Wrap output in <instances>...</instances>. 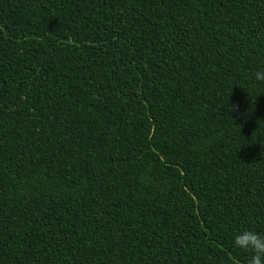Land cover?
Segmentation results:
<instances>
[{"label":"trees","instance_id":"1","mask_svg":"<svg viewBox=\"0 0 264 264\" xmlns=\"http://www.w3.org/2000/svg\"><path fill=\"white\" fill-rule=\"evenodd\" d=\"M257 71L264 0H0V264H247Z\"/></svg>","mask_w":264,"mask_h":264},{"label":"clouds","instance_id":"2","mask_svg":"<svg viewBox=\"0 0 264 264\" xmlns=\"http://www.w3.org/2000/svg\"><path fill=\"white\" fill-rule=\"evenodd\" d=\"M254 79L264 82V71H257ZM233 244L236 248L251 253L247 264H264V234L245 229L234 236Z\"/></svg>","mask_w":264,"mask_h":264}]
</instances>
